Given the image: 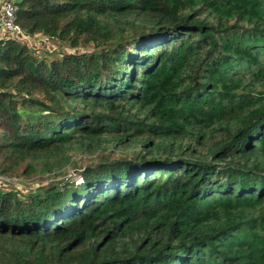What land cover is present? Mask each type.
<instances>
[{
	"label": "trees",
	"instance_id": "trees-1",
	"mask_svg": "<svg viewBox=\"0 0 264 264\" xmlns=\"http://www.w3.org/2000/svg\"><path fill=\"white\" fill-rule=\"evenodd\" d=\"M15 4L57 45L0 40V173L122 153L0 188V264H264V0Z\"/></svg>",
	"mask_w": 264,
	"mask_h": 264
},
{
	"label": "rangeland",
	"instance_id": "rangeland-1",
	"mask_svg": "<svg viewBox=\"0 0 264 264\" xmlns=\"http://www.w3.org/2000/svg\"><path fill=\"white\" fill-rule=\"evenodd\" d=\"M203 16H208L207 12L203 14ZM35 46L37 47L38 51L41 50H52L53 48L56 47V43L53 39L44 36L42 39L37 41V38L35 37ZM57 42H59L57 40ZM67 46V45H66ZM64 47V49L67 52H73V51H83L84 48H68ZM58 53L54 54L57 55ZM100 109V108H98ZM222 138L221 135L216 140H220ZM103 147L106 146V144H102ZM202 153H207L208 150L207 148H201ZM112 150H107L105 151L104 149L97 150V149H92L90 152H79L77 153L73 160L74 163L71 165L64 166L61 169H54L52 171H46L43 166V161L42 160H35V169L33 170L32 173L27 174V175H22L21 171H18L17 173L13 174H5V173H0V176H3L4 178H7L8 180H4L6 182V185L4 187L9 188H15V189H21V190H34L37 187L40 186H47L51 185L53 183H59L63 182V180H70L73 179L78 183H81L83 181V177L81 176L82 173L81 169L85 163L91 162V161H99L101 160V155L102 154H109V155H115L116 157L119 156L122 151H118L117 153L112 154ZM75 163L79 167H75Z\"/></svg>",
	"mask_w": 264,
	"mask_h": 264
},
{
	"label": "built area",
	"instance_id": "built-area-1",
	"mask_svg": "<svg viewBox=\"0 0 264 264\" xmlns=\"http://www.w3.org/2000/svg\"><path fill=\"white\" fill-rule=\"evenodd\" d=\"M16 12L15 0H0V40L10 37L30 47H36L35 37L39 41L42 38L41 35H26L21 24L17 22ZM4 180L8 179L0 176V188L6 185Z\"/></svg>",
	"mask_w": 264,
	"mask_h": 264
}]
</instances>
